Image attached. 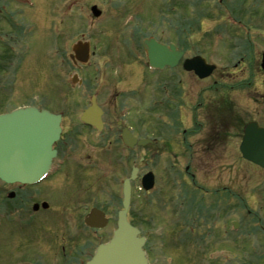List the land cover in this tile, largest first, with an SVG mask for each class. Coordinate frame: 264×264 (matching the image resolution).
Masks as SVG:
<instances>
[{
	"label": "rangeland",
	"instance_id": "rangeland-1",
	"mask_svg": "<svg viewBox=\"0 0 264 264\" xmlns=\"http://www.w3.org/2000/svg\"><path fill=\"white\" fill-rule=\"evenodd\" d=\"M0 35L10 40L0 66V113L39 106L38 95L59 111L51 99L76 72L73 64H82L70 59L72 47L86 43L89 65L75 74L103 91L105 112L131 111L128 123L141 135L160 129L176 143L186 133L187 150L172 145L156 165L154 187L130 202L127 219L146 237L148 264H264V170L239 152L244 126L264 127V0H0ZM148 38L214 66L204 79L188 71L174 76L172 108L151 98L169 78L147 73L150 82L142 81ZM155 79L163 83L157 92ZM112 88L117 95L108 99ZM61 93L65 117L85 107L76 93ZM103 169L91 173L94 205L103 203V189L121 201L120 183H107ZM108 218L109 234L116 215L110 210Z\"/></svg>",
	"mask_w": 264,
	"mask_h": 264
},
{
	"label": "flooded vegetation",
	"instance_id": "flooded-vegetation-1",
	"mask_svg": "<svg viewBox=\"0 0 264 264\" xmlns=\"http://www.w3.org/2000/svg\"><path fill=\"white\" fill-rule=\"evenodd\" d=\"M1 36L0 66L4 64V56L7 55V51L3 47L10 43L9 39H4ZM156 42L167 47L173 45L172 43ZM175 47L182 52V57L174 68L164 67L161 70H156L150 69L147 65L149 70L144 71L141 75L142 81L148 80L149 82L150 79H147L145 75L147 73L148 77L159 75V78L163 80L165 79L163 77L169 78L168 86L165 84L167 88L163 87L162 95L158 96L159 98L154 95L153 91L151 98L159 100L155 105L166 104L168 107L169 103H174L175 99L170 96V81L179 73H187L183 69V61L188 58L186 52ZM55 51L58 53L57 50ZM23 55L25 54L18 56L23 58ZM57 64L59 63L57 62ZM73 65L76 72L81 73L89 63ZM75 73H72L70 78L64 81V85L51 99V102L60 108L59 111H54L49 101L45 102L43 95H38L39 98H36L39 100V106L28 105L15 108H31L38 112L46 111L54 116H59L61 131L58 140L51 145L54 155L46 173L26 182H4L0 179V264H87L92 259L96 248L106 243L115 229L114 227L109 234L105 232L110 224L108 218L110 210L116 217L122 210L123 181L129 178L135 169V177L130 181L131 202L135 192L148 193L141 188L144 176L150 174L154 185L156 165L159 164L163 156L168 157L169 151H172V145L177 144L181 149L187 150L185 132L182 134L181 131V138L176 143H172L171 135L168 134L164 139L162 132H159L160 129L159 131L152 129L154 134L151 135H141L142 130L138 132L131 122L128 123L131 119L129 117L131 111H119L117 116L111 112H105L100 104L103 91L100 89L92 91L86 82L79 79ZM133 81L135 82V79ZM178 81L182 83V79ZM178 81H175L174 84H178ZM156 83H163L161 80L155 79L154 90L157 92L159 85ZM183 83L180 86V93L184 96L186 80ZM61 91L76 93L78 99L84 101L85 107L80 113L74 114L73 117L64 116V113L61 112L63 98ZM130 91L132 88L128 87V89L123 88L120 92ZM117 92L118 90L115 88L109 90L107 93L111 97L108 96V99L114 98ZM93 103L97 110L91 113L94 122L84 123L81 120L84 111L91 108ZM172 107L169 105V108ZM15 109L0 113V116ZM178 122L180 121L176 120V123ZM141 141L144 144H139ZM170 158L168 159L170 163H166L164 166L166 174H169L173 168L172 158ZM145 166H150V168L144 169ZM155 166L156 168L152 169ZM102 168H104L103 171L109 170L108 177L105 179L107 183L109 180L111 185L117 187L120 183L121 201H118L117 192L103 189L99 192L104 200L103 203L94 205L96 198H93L91 190V180H93L91 173L98 172ZM110 173L111 176H109ZM123 175H125L124 179L119 181L120 176ZM116 189L115 187V191ZM94 210L99 212L101 219L107 220L106 226L91 227L86 224L87 218ZM128 211L129 207L127 215ZM144 251L146 254L145 248Z\"/></svg>",
	"mask_w": 264,
	"mask_h": 264
},
{
	"label": "water",
	"instance_id": "water-1",
	"mask_svg": "<svg viewBox=\"0 0 264 264\" xmlns=\"http://www.w3.org/2000/svg\"><path fill=\"white\" fill-rule=\"evenodd\" d=\"M92 11L94 15L98 14ZM143 48L148 65L155 69H162L165 66L173 68L182 57V52L173 46L166 47L152 39L145 40ZM70 58H75L82 64L86 63L88 45L86 43L74 45ZM183 68L199 79L207 78L214 70V66L206 64L200 57L185 60ZM260 68L264 72V53L261 55ZM93 105L94 103L83 114L81 118L83 122H94L91 113L97 110ZM59 135L60 117L46 111L38 112L24 108L0 116V179L4 182H26L42 176L49 169L54 155L51 145L58 140ZM139 144L144 142L141 141ZM239 152L243 160L264 170V128L256 123L245 125ZM134 176L135 169L123 182L122 210L117 215L116 229L107 243L96 248L87 264H147L142 249L145 240L139 237V231L126 219L130 198L129 183ZM142 188L145 191L152 188L151 175H146L142 179ZM86 224L91 227H104L106 220L101 219L99 212L94 210L87 218Z\"/></svg>",
	"mask_w": 264,
	"mask_h": 264
}]
</instances>
